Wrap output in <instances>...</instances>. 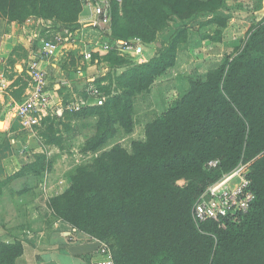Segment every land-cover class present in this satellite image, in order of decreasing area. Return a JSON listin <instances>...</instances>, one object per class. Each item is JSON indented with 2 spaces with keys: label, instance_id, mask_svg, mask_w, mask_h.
Returning a JSON list of instances; mask_svg holds the SVG:
<instances>
[{
  "label": "trees",
  "instance_id": "1",
  "mask_svg": "<svg viewBox=\"0 0 264 264\" xmlns=\"http://www.w3.org/2000/svg\"><path fill=\"white\" fill-rule=\"evenodd\" d=\"M219 7L217 0H110L108 21L99 27L110 30L111 38L102 33L110 42L135 36L150 43L170 16L209 11L213 17L202 24L216 27L203 38L218 42L226 22ZM81 11V0H0V17L8 21L55 20L71 33L80 29ZM186 39L187 29H176L147 61L124 64L112 79L113 92L102 93V105L72 111L76 117L97 116L88 150H99L117 127L131 132L136 95L175 65ZM104 60L125 62L115 50ZM103 81L95 80L100 90L109 88ZM144 134L130 152L115 144L92 168H78L65 191L47 199L52 215L105 242L114 264H264V16L205 79H191L163 114L145 125ZM45 136L44 144H59L55 136ZM211 160L218 164L209 167ZM240 162H249L254 194L247 212L226 228L197 223L192 206L198 195ZM48 164L37 155L0 179V190L17 177L40 175ZM22 252L20 240L0 241V264H14Z\"/></svg>",
  "mask_w": 264,
  "mask_h": 264
},
{
  "label": "rangeland",
  "instance_id": "2",
  "mask_svg": "<svg viewBox=\"0 0 264 264\" xmlns=\"http://www.w3.org/2000/svg\"><path fill=\"white\" fill-rule=\"evenodd\" d=\"M0 18L6 25L10 26L12 23L24 25L31 22V26L35 27L37 23V21L33 22L34 19H37L35 17H28L21 22L8 21L2 17ZM201 18L197 16V18L190 21L182 20L181 23L177 19L174 20L175 24H179V27L176 28L185 27L187 29V39L178 47L175 65L169 68L164 75L156 79V82L151 86L150 90L136 95L133 105L134 124L131 132H125L122 128L117 127L115 135L108 139L99 150L92 151L87 149V143L97 131V116L76 117L67 108L74 101L75 96L81 95L83 98L86 97L85 90L90 82V80L86 79L83 81L82 77L80 79L78 78V76L84 74L83 71L88 70V66L83 63L81 56L77 53L64 51L57 60H54L61 71L66 73L67 80L61 78L56 80V82L50 79L48 80V87L51 91H54V83H58L55 91L59 98L53 95L54 106L51 109L52 116L47 117L45 122L40 126L25 128L18 121H15L10 129L1 131L3 129L2 121L5 118V114L8 108L14 103L8 106L1 104L0 123L2 125H0V141L3 142L7 137L14 142V151L19 155H23L21 156L22 162L24 156H27L33 162L37 155H43L44 162L48 163L49 161L47 171H43L42 176H38L36 179L35 186L31 187L43 189L47 186V191L52 190V193H55V189L57 191H63L71 184L72 177L78 168H92L95 158L101 152L110 149L113 145L120 144L130 152L133 142H140L146 139L144 134L145 125L154 118L162 115L174 99L187 89L191 79H205L209 69L220 63L247 36L248 32L246 27H242L236 36L231 35L232 33L229 27L227 33L224 35V41L207 40L203 38V35L207 31L212 32L214 26L203 25L201 23L203 19ZM29 19L33 20L28 22L27 20ZM167 20L172 21V18L169 17ZM92 21L93 17L89 13V16L86 15L80 24L81 29H85L90 33L87 34L88 36L92 37V35L96 36L105 32L106 34L107 32L109 33V29L104 31L102 27L93 25L91 23ZM83 24L86 26H83ZM172 26H174L172 23L166 21L163 27L156 32L155 41L150 43H145L140 37L135 36H129L126 39L139 38L144 42L142 57H129L127 55L117 54L121 60L125 61L120 66L114 65L112 60L104 65L96 64L91 69L92 75L90 74L89 76L93 77L94 81L97 78L103 77L105 79L103 84L107 87L109 86L108 89L100 90V95L107 91L113 92L114 85L112 84V79L123 70L125 67L124 64L143 62L145 58L148 59L153 56L157 48L169 39V35L165 33H170V31L166 30V28H172ZM160 31H163V34ZM108 37L111 38L110 34ZM158 43L160 45H156ZM17 49H19L18 46L14 48L13 52L18 53L16 51ZM24 57L27 59L26 54ZM14 63L15 60L12 59L11 55L0 63V67L3 66V76L5 79H13L17 73L13 66ZM55 79L57 78H53V80ZM14 83L18 84L19 89L16 93L12 94V97L15 103H20L23 101L22 93L26 85V78L21 77ZM94 84L96 85L95 82ZM45 135L55 136L59 144H44L46 141ZM29 184V182L26 183L27 186ZM44 194H46L45 191H43ZM40 196L37 197L38 200L44 202L45 199H40Z\"/></svg>",
  "mask_w": 264,
  "mask_h": 264
},
{
  "label": "crops",
  "instance_id": "3",
  "mask_svg": "<svg viewBox=\"0 0 264 264\" xmlns=\"http://www.w3.org/2000/svg\"><path fill=\"white\" fill-rule=\"evenodd\" d=\"M217 1L220 2V7L217 9V12L226 17L225 25L221 28V40L223 41L224 35L227 33V29L229 27L232 33L231 35L236 36L237 32L242 27H246L248 32L250 26L264 16V0ZM89 13L90 16H92L88 8L82 7L78 20L80 24L86 15L89 16ZM197 16L198 18L202 17L201 19H203V21L201 23H204L205 21L211 19L213 14L212 12L204 11L185 19L172 15L170 16L172 21H167L168 23H172L174 26H172V28H166V30L170 31V33L168 32L165 34L170 37L174 31L178 29L176 27H179V24H175V19L181 23L182 20L190 21L197 18ZM31 20L33 19H29L27 21L30 22ZM36 21L37 23L35 27L31 26V22L24 25L12 23L10 26L6 25L0 18V63L11 55L12 59L15 60L13 66L17 72L13 79H5L3 76V66L0 67V105L2 104L8 106L9 104L11 105L14 103L10 106L12 107L17 104L14 102L12 94L16 93L19 86L14 82L19 80L21 77H25L27 84L29 80L27 61L31 56L32 51L37 49L41 38L52 37V33L50 32L54 31L52 25L50 28L48 27V30H46V28L42 27L40 18L33 20V22ZM46 23H50V21L44 22L43 26H46ZM203 25L214 26L212 28L213 30L216 27V24ZM83 26L86 25L83 24ZM163 31H160V33L162 32L163 34ZM212 32L207 31L206 34L211 35ZM87 34L90 33H88L85 29L80 28L78 37L85 42L102 37V34L96 36L92 35V37ZM159 43L156 45H160ZM16 46L19 48L16 50L18 53L13 52ZM67 52L77 53L81 56L79 54V49L72 48ZM25 54L27 55V59L24 57ZM57 58H59V56L42 63L43 67L48 72V80L50 79L54 82H56L59 78L67 80L66 73L62 72L58 64L54 62ZM83 63L88 66V70L83 71L84 74H81V76L77 75L78 78L80 79L82 77L83 81L85 79L94 81L93 77L89 75L92 73L91 69L94 68L96 64L87 62ZM99 64L104 65L102 63ZM53 78L57 79L53 80ZM57 85L58 83H54V91H51V93L54 96L56 95V98H59L55 91ZM24 88L22 97L24 94ZM9 108L5 114L4 120L2 121L3 129L1 131L10 129V127L14 125L15 121H17L12 118ZM14 147L15 143L7 137L2 142V146L0 147V179L10 176L19 171L24 165L32 163L30 158L27 156L23 157L24 160L22 162L21 156L23 155L17 154L14 151ZM44 171L47 170L45 169ZM42 172L40 175H33L32 173L25 174L11 180L1 187L0 241L6 243H12L15 240L21 241L23 252L15 259L14 264H97L102 259V256L99 254V249L102 244L106 243L92 238L84 232L75 230L67 222L52 215V211L47 205V199L50 196L61 194L65 191V189L63 191H57L55 189V193H52V190L49 192L47 191V186L43 189H39V187L38 189L31 187L35 186L36 179L38 176H42ZM28 182L30 184L27 186L26 183ZM43 191H45L46 194L43 195ZM39 195H41L40 199H45L44 202L38 200L37 197Z\"/></svg>",
  "mask_w": 264,
  "mask_h": 264
},
{
  "label": "built area",
  "instance_id": "4",
  "mask_svg": "<svg viewBox=\"0 0 264 264\" xmlns=\"http://www.w3.org/2000/svg\"><path fill=\"white\" fill-rule=\"evenodd\" d=\"M81 2L82 7L90 10L93 25L100 26L107 23L110 0H81ZM40 20L46 30L52 25L54 29L50 31L52 37L41 38L37 49L32 51L27 61L29 80L24 88V99L9 108L12 118L25 128L40 126L44 119L52 116L54 96L48 87V72L42 64L44 61L56 58L72 48L80 50L79 54L83 62L95 64L107 63L104 57L111 50H115L118 55L143 56L144 42L139 38L110 42L102 35L100 38L85 42L78 37V29L71 33L67 29H60L59 23L55 20L41 18ZM46 21L50 23L43 26ZM144 60L147 61L146 58ZM85 92V98L81 95L75 96L74 101L67 108L77 111L86 105L103 104L104 97L100 95V89L93 80H90ZM217 164V160H211L207 165L213 167ZM248 171L249 162H240L235 169L211 183L195 200L192 206L193 219L197 223L212 221L218 228H226L229 224L238 223L254 199V194L249 188ZM99 254L102 259L97 264H114L111 249L107 244H102Z\"/></svg>",
  "mask_w": 264,
  "mask_h": 264
},
{
  "label": "bare ground",
  "instance_id": "5",
  "mask_svg": "<svg viewBox=\"0 0 264 264\" xmlns=\"http://www.w3.org/2000/svg\"><path fill=\"white\" fill-rule=\"evenodd\" d=\"M0 125H2V123H0Z\"/></svg>",
  "mask_w": 264,
  "mask_h": 264
}]
</instances>
